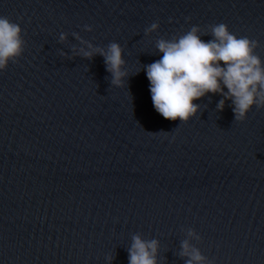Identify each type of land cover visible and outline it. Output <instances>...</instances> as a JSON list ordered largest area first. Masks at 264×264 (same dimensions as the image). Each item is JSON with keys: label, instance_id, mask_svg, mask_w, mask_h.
Wrapping results in <instances>:
<instances>
[{"label": "water", "instance_id": "95a60500", "mask_svg": "<svg viewBox=\"0 0 264 264\" xmlns=\"http://www.w3.org/2000/svg\"><path fill=\"white\" fill-rule=\"evenodd\" d=\"M0 16L24 41L0 71V264H129L134 236L157 264H264V107L236 121L208 93L170 121L145 71L159 39L220 23L264 68V0H0Z\"/></svg>", "mask_w": 264, "mask_h": 264}, {"label": "clouds", "instance_id": "9594fccd", "mask_svg": "<svg viewBox=\"0 0 264 264\" xmlns=\"http://www.w3.org/2000/svg\"><path fill=\"white\" fill-rule=\"evenodd\" d=\"M159 27L153 23L148 31ZM21 27L7 17L0 16V71L9 61L15 62L23 51ZM200 28L193 26L185 34L172 39H159L156 48L162 53L160 59L145 66L149 90L155 110L170 121L188 122L199 110L194 103L208 93L224 97L217 104L223 110L225 101H232L236 121H244L251 109L264 107V68L261 60L253 54L257 41L232 34L224 23L210 26L212 39H201ZM64 39V36H61ZM104 56L112 83L123 86L128 75L123 70L122 48L111 43L108 51L98 50ZM91 57V52H85ZM227 89V92L224 91ZM128 249L129 264H157L158 241L132 238ZM182 247L187 254L188 243ZM204 259L198 251L187 264Z\"/></svg>", "mask_w": 264, "mask_h": 264}]
</instances>
